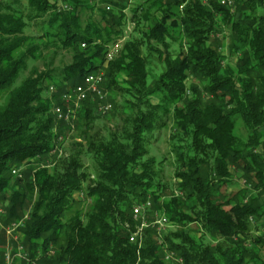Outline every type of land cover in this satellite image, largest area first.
<instances>
[{"label":"trees","instance_id":"16d2710c","mask_svg":"<svg viewBox=\"0 0 264 264\" xmlns=\"http://www.w3.org/2000/svg\"><path fill=\"white\" fill-rule=\"evenodd\" d=\"M63 2L71 9L59 0H0V195H9L5 225L29 213L19 234L24 264H264V0H236L231 9L212 0H109V11L94 0ZM130 22L140 37L104 61ZM222 24L231 28L235 67L223 66V44H209ZM182 39L187 48L173 54ZM59 49L72 62L55 69ZM47 52L53 54L47 70H30ZM154 54L165 71L150 83ZM105 62L108 78H128L132 113L107 138L94 139V104L84 103L86 142L54 163V108H66L62 95ZM191 76L201 79L203 93L188 88ZM50 86L53 96L46 95ZM169 114L179 195L154 191L161 185L147 159L154 131L166 127ZM237 119L246 138L236 133ZM22 166L30 168L13 184L12 171ZM83 192L81 209L75 196ZM149 197L147 221L161 212L176 230L161 236L150 226L132 243L141 224L133 209Z\"/></svg>","mask_w":264,"mask_h":264},{"label":"rangeland","instance_id":"374dc122","mask_svg":"<svg viewBox=\"0 0 264 264\" xmlns=\"http://www.w3.org/2000/svg\"><path fill=\"white\" fill-rule=\"evenodd\" d=\"M23 3L26 2V0H22ZM208 1V0H205ZM96 6V8L100 7L96 1L94 0V2ZM134 3V2H133ZM132 3V4H133ZM61 6V4H60ZM131 7L133 8V5H131ZM235 8V5H234ZM234 13V9L232 11ZM264 11H261V14H263ZM128 14L131 17V12L128 10ZM87 16V14L85 15ZM92 16L94 18H99V14L98 12H94L92 14ZM221 23V22H220ZM219 33L212 35V39L210 41L209 44H211L214 48H217L219 44H223L225 50H223V54L225 55V64L223 66H233L235 67L236 64V60L237 58L234 56L230 55L229 52V43H228V36L230 33L231 28L229 26H225V25H221L219 28ZM135 30V26L133 25V23L130 22V24H128L127 30H125L124 33V37L120 40H118L116 43H114V46H111V48L108 51H111L112 48L114 47V55L112 57V59L109 58V52L106 53L105 59L104 61H108L112 62L114 60L117 59V57L120 54V51L122 49V47L124 46V44L126 42H128L132 36L135 38H139L140 36H138L137 34H135L136 32H134ZM30 32V31H28ZM34 32V31H33ZM31 33V32H30ZM38 31H35V34H38ZM214 39V40H213ZM213 40V41H212ZM215 40H219V42L215 41ZM184 45V49L187 48L186 45V41L185 39L181 40V43L178 41V44H174L172 46V50L171 52L173 54L176 55V53L179 51L180 47ZM82 48H84L82 46ZM161 50H165L163 47H160ZM144 55H147V49L146 47L143 49ZM52 52H47L44 55V59L38 61L37 63H32V65H30V70L32 69V67L35 65V67H37L40 71H44L47 70V63H49V60L47 59L48 57H52ZM150 58V63H149V70H150V76H149V82L152 83L153 81H155L159 75H161L164 71H165V67L164 65H161L159 63L158 60V55L154 54L151 58ZM72 62V54L65 50V49H59L58 50V55L55 57L54 59V63H53V67L55 69L57 68H63L65 67L67 64L69 65ZM98 73H102L104 75V79L105 81L103 82L102 88L103 90L108 94V101L112 104L113 109L112 111H110L107 114H102L98 107H96V105L94 104L93 106V116H94V125H93V129L90 133V135L96 139L100 136H103L105 138H107L109 136V134L111 133V131L117 129L118 127L121 126L122 122H121V117H126L128 115H130L132 112L130 111L132 108V104L133 102H136L135 99H133V95L130 93V84H129V80L126 77V75L123 74H118L115 77H109L107 75V66H106V62H105V67L102 66V68H100L99 71H96ZM25 75H28V73H26ZM23 77H21L18 81H17V85L20 84L21 79ZM108 78V79H107ZM188 84V88L191 89V85H195V87H197L199 89V91H201L203 93V84L201 83V79L200 78H195V77H190L189 80L187 81ZM191 86V87H189ZM51 87V86H50ZM56 91V88H55ZM54 93H51L50 88L49 91L46 93L47 96H53ZM194 94H189V90L187 93L188 98H192ZM63 97V95H62ZM62 101L64 102L63 98ZM89 102V101H87ZM154 103L158 102L156 100H153ZM65 103V102H64ZM86 103V102H84ZM84 103H81L77 108L73 107L71 108L72 112H71V116L69 118V120L66 121H60L58 120L57 116L54 113L53 110V115L56 117V128H55V134L57 135V140H56V145H55V149H53V151L51 152L52 155L55 156L54 159V163L55 162H59L60 160L64 159V158H68L71 155V151H72V147H74L75 143H79V142H86V137H83L81 139V128L83 126V119L81 118V114L83 113V105ZM92 103V102H90ZM5 104V99L3 101L0 102V106H3ZM93 104V103H92ZM69 106V105H68ZM68 106H66V109L68 108ZM60 107V106H57ZM56 108V107H55ZM54 108V109H55ZM172 114H169L167 117H165V120L167 122L166 127H164L163 129L159 130V131H154V134L150 140V144L148 145L149 147V156L147 157V159H153L155 162V166H154V171L156 173H158V180L156 183L157 184L160 183V189L156 188L154 191L159 190L160 192L164 193V188H166V195L171 194L172 192H175L177 195H179L180 192H178L175 188V185L177 183V180L175 178V170H176V161H177V155H176V150H175V145H177V141H173L172 140V135L174 133V123H173V118L171 116ZM237 123V130L236 133L241 137V138H246L247 136V131L246 129L242 126V122L240 119L236 120ZM179 144V143H178ZM180 145V144H179ZM182 146H184V148L186 149V142H182L181 144ZM262 151V150H261ZM185 152H187V150H185ZM83 161L84 164L86 165V168L88 170V172L92 175H94L95 173V167H94V163L91 160V158L89 156H84L83 157ZM53 162V161H52ZM36 165V164H35ZM33 165V166H35ZM32 166V165H30ZM30 166H22L19 168H16L15 170L19 171L20 176H14L12 174V183L16 184V182L18 180L24 179V173L30 168ZM54 164L52 163H48L47 166L44 167H53ZM236 184L238 185V187L243 186L244 184V180H242L240 178V175L236 176ZM92 178H94L92 176ZM225 191V189H224ZM9 197V195H0V264H4V254L7 251L8 248L10 247H14V248H18L20 245L23 246L22 242L17 244V242H15L10 235H8V233H6V229H7V225H5V221L6 220V215H7V201H5V199L7 200V198ZM78 200L82 201L81 203V209L86 208L87 203L85 201V192L83 193H78L75 196ZM168 196H165L164 198L167 199ZM5 198V199H4ZM150 198V197H149ZM148 198V199H149ZM84 201V202H83ZM148 212H152V207L151 209H147L146 211H144L141 215V217L139 218L140 221V225L137 228L136 233L138 235H141L143 233L144 228L146 229L147 227H153L155 229H157L158 233L161 236L167 235L169 234L172 230H176L175 226L173 225H169V223H167L165 226L160 227L159 225H157V221L163 217H165L164 215H160L161 212H159L158 214H155V221L153 223H149L147 221L148 218ZM71 215V213H69L68 217ZM166 218V217H165ZM29 219V213H25L24 217L22 220H19V222L24 221L26 222ZM138 221V222H139ZM18 223V222H17ZM143 223H146V226L143 228ZM134 233V234H136ZM140 237L138 236V239ZM12 246H11V245ZM5 246V247H4ZM4 247V249H3ZM28 259V258H27ZM26 260H16L15 264H24Z\"/></svg>","mask_w":264,"mask_h":264},{"label":"built area","instance_id":"2783aa9c","mask_svg":"<svg viewBox=\"0 0 264 264\" xmlns=\"http://www.w3.org/2000/svg\"><path fill=\"white\" fill-rule=\"evenodd\" d=\"M96 3L104 7L107 11L110 10V6L108 5L109 0H95ZM216 2L217 4L221 6H225L229 9L234 8V5L236 3V0H212ZM61 7L63 6L66 9H71L67 4L63 2V0H59ZM85 47V45H83ZM114 47L111 51H109V58L112 59L114 55ZM105 81L104 75L102 73L94 72L92 74H89L85 76L83 82L73 89L67 90L63 94V100L65 104L68 106V108L63 107H56L54 109V113L57 116L58 120L60 121H66L69 120L71 116V108L75 107L77 108L81 103L84 102H92L93 104L98 107L99 111L102 114H107L110 111H112L113 106L108 101V94L103 90L102 85ZM51 93H54L55 87H50ZM74 109V108H73ZM12 174L14 176H20L19 171L13 170ZM152 202L151 198H149L145 203L143 204H137L133 209V217L136 221H139V218L141 217L142 213L146 211L147 209H151ZM24 221L18 222V223H12L9 226H7L6 233L11 236V238L17 242V244L20 242V230L25 227ZM168 223L167 218L163 217L157 221V225L160 227L165 226ZM143 228L146 226V223H143ZM264 233V229H263ZM142 235V234H141ZM141 235L133 234L130 238V242H136L138 239V236L141 237ZM11 245V244H10ZM12 246V245H11ZM28 258V255L25 252V249L23 246H19L18 248H14L13 246L8 248L7 251L4 254V264H15L16 260H26ZM172 258V255L169 254L167 256V259L169 260Z\"/></svg>","mask_w":264,"mask_h":264},{"label":"crops","instance_id":"0c3cea01","mask_svg":"<svg viewBox=\"0 0 264 264\" xmlns=\"http://www.w3.org/2000/svg\"><path fill=\"white\" fill-rule=\"evenodd\" d=\"M5 247V246H4ZM4 247H3V249H4ZM19 264V263H18Z\"/></svg>","mask_w":264,"mask_h":264}]
</instances>
